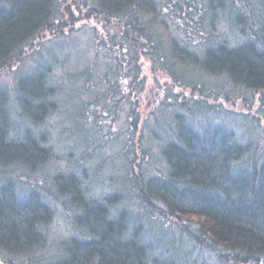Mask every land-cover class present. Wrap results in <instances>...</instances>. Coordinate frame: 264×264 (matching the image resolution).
I'll use <instances>...</instances> for the list:
<instances>
[{
	"label": "trees",
	"instance_id": "trees-1",
	"mask_svg": "<svg viewBox=\"0 0 264 264\" xmlns=\"http://www.w3.org/2000/svg\"><path fill=\"white\" fill-rule=\"evenodd\" d=\"M82 35L102 72L44 55L0 85V264H183L137 202L219 264H264V0H0V75Z\"/></svg>",
	"mask_w": 264,
	"mask_h": 264
},
{
	"label": "rangeland",
	"instance_id": "rangeland-1",
	"mask_svg": "<svg viewBox=\"0 0 264 264\" xmlns=\"http://www.w3.org/2000/svg\"><path fill=\"white\" fill-rule=\"evenodd\" d=\"M85 40H84V39ZM82 43H81V49L78 48L76 45H72L65 49L64 48H57L59 45L63 44H70L73 42V40H61L60 43L54 42L50 47L45 44L36 50L32 51V55L29 59H27L24 63H20L17 65V67L13 69H9L8 72H3L0 75V85L2 86H13V83H17L22 77L25 75L31 73L28 70L33 67L34 61L31 59L33 58L35 61H39L40 59H44L42 56L46 55L45 58L49 57L51 61L54 59L60 60L62 62V68L65 69V71L68 69V65L70 68H75V69H81L83 67H91L95 68L94 74L97 75L98 73L102 72L103 66L107 62V57L103 59L102 57L100 58V52L92 46V38L90 35H82ZM60 62V63H61ZM59 63V67H60ZM45 64V63H44ZM59 70V72L62 73V70ZM35 70V69H34ZM33 70V71H34ZM27 71V72H26ZM77 85H74L76 88H78L80 91L82 90L83 83L77 82ZM67 86L72 87L71 84H67ZM100 87V86H99ZM99 87H96L97 90ZM1 88V87H0ZM101 88V87H100ZM77 90L75 92V98L74 100L72 99L71 101H67V104H71L68 106L69 110L74 109L75 111L80 112L82 108V102L80 99V92ZM94 90H96L94 88ZM96 90L92 92L94 96H99L100 93ZM89 94V93H86ZM67 109V110H68ZM68 110V111H69ZM70 113V111H69ZM68 118H70L69 114L63 115L60 119L64 123ZM63 129V124H60L58 126V129L56 130L57 132L62 131ZM88 132H93V129L90 125L87 126L86 128V133ZM67 135L69 139H74L78 138V141L80 140L82 143L85 141L84 138L86 137V134L84 132L83 135H81V130L78 126H75L73 123L68 124V130H67ZM87 149L85 148L83 151V157L84 159H87L86 155ZM94 159H93V165L89 171L90 177L96 185L98 184H104V182L111 183L114 181V157H110L112 154V151L110 149H101V150H94ZM122 155V154H120ZM116 176H117V171ZM139 206V208H137ZM141 207V208H140ZM145 207L142 204H139L138 202L135 203V206L132 207L134 212H138L136 209L140 210L141 212H144V215H148L150 217V213L148 212V208L143 209ZM145 217L144 221L147 223V225L153 230L152 237H150L153 240H159L160 233L164 238V243L162 244L168 248V249H175L177 251H182V258L181 261H183V264H219L213 258V256L207 251V250H199L191 246L189 241L182 236L181 232L174 227H167V225L162 224L159 220H156L157 218L153 216V218ZM155 219V220H153ZM165 224H167V221H164ZM160 241V240H159ZM173 246V247H172ZM171 249V251H172ZM187 262V263H186Z\"/></svg>",
	"mask_w": 264,
	"mask_h": 264
}]
</instances>
